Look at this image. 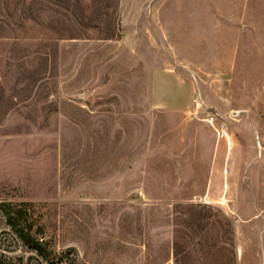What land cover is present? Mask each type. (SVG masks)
I'll list each match as a JSON object with an SVG mask.
<instances>
[{"label":"rangeland","instance_id":"rangeland-1","mask_svg":"<svg viewBox=\"0 0 264 264\" xmlns=\"http://www.w3.org/2000/svg\"><path fill=\"white\" fill-rule=\"evenodd\" d=\"M74 262L264 264V0H0V264Z\"/></svg>","mask_w":264,"mask_h":264},{"label":"built area","instance_id":"built-area-1","mask_svg":"<svg viewBox=\"0 0 264 264\" xmlns=\"http://www.w3.org/2000/svg\"><path fill=\"white\" fill-rule=\"evenodd\" d=\"M194 102L198 108H202V103L198 99H194ZM206 121L214 128L219 139L228 138V125L225 121H220L215 112H209Z\"/></svg>","mask_w":264,"mask_h":264},{"label":"trees","instance_id":"trees-1","mask_svg":"<svg viewBox=\"0 0 264 264\" xmlns=\"http://www.w3.org/2000/svg\"><path fill=\"white\" fill-rule=\"evenodd\" d=\"M9 222L12 224L13 219L15 217H12V215L7 214ZM14 224V223H13ZM21 238L25 241L26 244H28L32 249H34L39 255L44 256L45 258L48 257L47 255V249L44 246V243L40 239H34L29 236L21 233L20 231H17ZM53 262V261H51ZM74 264H77L74 262Z\"/></svg>","mask_w":264,"mask_h":264}]
</instances>
